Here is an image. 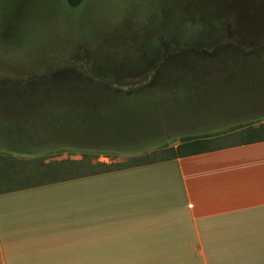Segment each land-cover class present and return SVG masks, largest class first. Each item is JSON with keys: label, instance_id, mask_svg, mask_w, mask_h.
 <instances>
[{"label": "rangeland", "instance_id": "374dc122", "mask_svg": "<svg viewBox=\"0 0 264 264\" xmlns=\"http://www.w3.org/2000/svg\"><path fill=\"white\" fill-rule=\"evenodd\" d=\"M10 90L42 95L0 96V147L101 137L138 148L0 153L4 188L36 183L53 161L112 170L246 141L264 124V0H0V93ZM103 107L124 112L118 125L94 128L82 112Z\"/></svg>", "mask_w": 264, "mask_h": 264}, {"label": "crops", "instance_id": "0c3cea01", "mask_svg": "<svg viewBox=\"0 0 264 264\" xmlns=\"http://www.w3.org/2000/svg\"><path fill=\"white\" fill-rule=\"evenodd\" d=\"M4 189L0 264H264V139Z\"/></svg>", "mask_w": 264, "mask_h": 264}, {"label": "trees", "instance_id": "16d2710c", "mask_svg": "<svg viewBox=\"0 0 264 264\" xmlns=\"http://www.w3.org/2000/svg\"><path fill=\"white\" fill-rule=\"evenodd\" d=\"M83 0H66L68 6L70 7H75L78 6ZM202 30H197V32H200ZM7 86V85H6ZM36 92V91H35ZM35 92H31V91H13L10 90L7 92H2L0 93L1 99L7 97H10L11 100L15 99V101H18V99L21 98H31L33 95L38 96L39 94H36ZM97 92H100L102 94H104L103 92H105V94L108 95H122L123 98H129L131 97L132 94H135V92H133L132 94H122L119 92H115L113 90H109V89H101L98 90ZM44 94V93H43ZM3 95L5 97H3ZM42 94H40L39 96H41ZM9 100V99H6ZM14 101V100H13ZM8 102V101H7ZM48 108V107H47ZM46 108V109H47ZM43 109V108H42ZM25 108H24V112H25ZM83 113H91L92 115H94L97 119L95 120V122H93V127L96 128L98 126H103V125H110V126H114V125H118V119L119 117L122 116V114L124 113L122 110L116 109V108H112V107H106V108H98V109H82ZM248 132L250 133V135L252 136L250 139L243 141V142H250V141H257V140H263L264 139V124H261L257 127H254L253 129L250 128L248 130ZM157 142V141H156ZM63 143V142H62ZM76 144H84L86 146L84 147H80V146H74V145H57V146H53L50 147V144H55V143H50V144H46L44 146L41 147H18V146H11V145H5V144H1L9 151L12 152H17V153H52V152H57V150L55 149H64V148H72L71 150H79L81 153H92V152H108V151H114V152H121V153H125V152H131V151H135V149H137L138 147H127V146H123L118 144L117 142L109 141L101 138V137H93L89 140L88 143H83L82 141H77L75 142ZM211 149V148H210ZM202 150H206V149H200V150H194L191 151L189 153H185L182 155H187V154H192V153H196ZM180 155V156H182ZM85 156V154H84ZM83 156V157H84ZM67 163H72L69 160H61V161H53V162H48L46 164H41L42 166V170L40 171V176L41 179H39L36 183L33 184H40V183H46V182H52V181H57V180H65V179H69V178H73V177H80V176H85L88 174H93V173H97V172H103V171H108V170H97V171H90V172H86L83 171L84 168L89 167L90 165L87 163L86 161L83 159H81L80 161H78V163L76 162V165L78 166V170H76L77 173H75L74 168L72 169V172L69 171L70 169H63V165H65ZM74 163V162H73ZM129 166V165H128ZM125 167V166H122ZM120 168V167H118ZM117 169V168H114ZM73 174V175H72ZM31 185V184H30ZM23 186H27V185H23ZM7 189H2V187H0V192L5 191Z\"/></svg>", "mask_w": 264, "mask_h": 264}]
</instances>
